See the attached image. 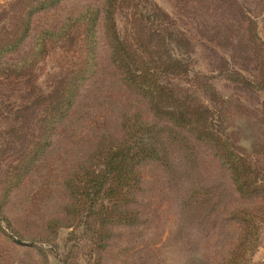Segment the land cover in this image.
Here are the masks:
<instances>
[{
    "label": "rangeland",
    "instance_id": "rangeland-1",
    "mask_svg": "<svg viewBox=\"0 0 264 264\" xmlns=\"http://www.w3.org/2000/svg\"><path fill=\"white\" fill-rule=\"evenodd\" d=\"M102 1L65 0L36 14L24 46L8 52V61L17 62L30 54L39 35L48 45L29 75L0 73V264H226L236 249L245 252L241 264H264V225L255 244L253 237L246 242L250 230L240 218V209H247L256 229L264 199L238 195L209 146L176 145L173 132L161 147L162 160L147 159L139 166L142 188L130 205L138 214L136 223L114 226L102 248L85 221L62 226L70 222L64 215L68 194L62 181L97 138L122 136L127 115L133 122L142 118L162 124L141 97L122 85L101 14L92 43V75L72 86L76 109L62 117L49 149L34 161L33 177L22 185L9 183L11 168L31 146L44 103L72 82L84 58L75 30L71 43L42 30L56 31L89 6L101 12ZM150 1L169 14L170 25L184 38L181 48L172 45L169 51L189 72L169 76L168 82L214 107L239 151L264 167V0ZM27 3L0 0V35L14 28ZM130 13L125 9L116 15L124 35L134 29ZM159 25L154 19L155 29ZM50 219L58 221L52 225Z\"/></svg>",
    "mask_w": 264,
    "mask_h": 264
},
{
    "label": "trees",
    "instance_id": "trees-1",
    "mask_svg": "<svg viewBox=\"0 0 264 264\" xmlns=\"http://www.w3.org/2000/svg\"><path fill=\"white\" fill-rule=\"evenodd\" d=\"M64 1L28 0L26 7L16 15L18 21L14 28L0 35L1 74H30L33 64L45 55L48 48L45 36L37 37L30 54L23 60L9 62L8 52L24 46L36 14L51 10ZM125 9L131 12L129 20L134 28L128 35L121 33L116 18L117 12ZM99 14L102 15L104 34L111 49V61L119 72L122 85L133 95L141 97L148 106V112L152 117L161 119L162 124L142 118L133 122L127 115L121 123L122 136L100 135L97 138L94 148L77 161L62 181V188L68 194L64 215L70 221L62 226L72 227L85 221L97 234L99 247L102 248L112 236L114 226L136 223L138 214L130 205L135 203L142 188L143 176L139 166L147 159L162 160L160 150L165 147L170 132L176 133V145L189 146L197 142L209 146L226 166L238 195L264 199V167H259L247 154L239 151L234 135L220 125L214 107L193 99L188 92L183 93L168 82L169 76L189 72L183 60L169 51L172 45L181 48L184 38L176 34L170 25L169 14L150 0H103L101 12L89 6L78 15L66 18L56 31L42 30L43 35L66 39L69 43L75 38L72 36L75 30L84 47V58L72 82L60 86L55 96L44 103V115L38 119L31 146L11 168L9 183L22 185L33 177L34 161L49 149L62 117L70 116L76 109L77 95H71L72 86L78 84L77 80L85 83L92 75L95 53L92 43ZM154 19L160 23L157 29L153 26ZM149 25L151 28H148ZM254 32L252 39L256 40L259 37ZM79 88L81 85L76 92ZM240 212L244 213L240 217L243 224L250 230L243 240L249 242L253 237L255 244L259 226L264 225V212L256 229H252L256 221L250 219L251 212L247 209H240ZM52 221L58 219L50 221L53 225L56 222ZM244 255L245 252L236 249L231 252L226 264H241Z\"/></svg>",
    "mask_w": 264,
    "mask_h": 264
}]
</instances>
